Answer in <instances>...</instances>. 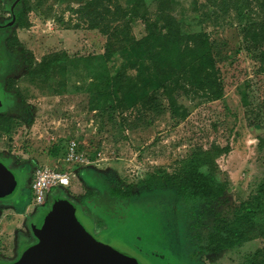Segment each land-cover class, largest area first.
I'll list each match as a JSON object with an SVG mask.
<instances>
[{
	"label": "rangeland",
	"instance_id": "1",
	"mask_svg": "<svg viewBox=\"0 0 264 264\" xmlns=\"http://www.w3.org/2000/svg\"><path fill=\"white\" fill-rule=\"evenodd\" d=\"M87 2L0 0V158L22 178L37 166L73 173L70 188H53L44 206L33 205L25 186L0 201V261H13L9 242L17 258L37 241L35 227L57 201L95 239L142 264H264L262 237L217 252L211 245L221 221L232 220L264 181V0L106 1L137 39L153 25L166 31L161 11L183 34L205 33L223 97L184 100V116L172 112L164 88L147 87L151 95L134 102L115 90L100 97L114 88L109 67L117 61L106 59L107 35L82 18ZM151 38L131 53V73L153 70L162 42ZM192 44L186 38L162 54L179 61ZM72 139L87 167L65 166ZM214 146L224 152L204 171L223 183L221 195L184 202L167 176L193 151ZM128 187L129 195L117 193Z\"/></svg>",
	"mask_w": 264,
	"mask_h": 264
},
{
	"label": "trees",
	"instance_id": "2",
	"mask_svg": "<svg viewBox=\"0 0 264 264\" xmlns=\"http://www.w3.org/2000/svg\"><path fill=\"white\" fill-rule=\"evenodd\" d=\"M106 1L88 0L79 10L90 28H99L107 35L106 59L117 61L116 65L109 67L112 71L110 84L114 88L112 92L109 91V94L100 91V97L111 96L115 90V93L123 92L127 101L134 102V100H139L137 96L140 94L144 95L143 98L151 95L150 91L147 92V87H150L149 89L164 88L172 112L180 116H184L189 110L184 100L195 98L198 95L208 96L211 100L223 97L219 73L205 33H194L191 37L190 34H183L177 20L161 11V19L166 22V31L163 32V29L158 31L153 25L152 29L150 26L149 35L137 39L131 34L130 20H126L125 15H119L118 11L111 10ZM152 34L156 40L162 42L159 46L162 50L156 54L160 59L154 56L153 70L145 71L146 76L139 74L138 71L131 73L133 68L130 69V67H136V62L133 61L129 67L131 53L133 55L139 51V47L143 44L149 46L154 40L151 38ZM186 38L191 39L195 45L186 46V53L180 52L179 61L174 60L171 54L165 56L162 54V51L169 53L171 48L181 45ZM147 48L149 50L144 52L154 50L151 46ZM150 55H153L152 52ZM122 57L128 63L123 61ZM106 105L112 107L113 102ZM223 152L224 148L220 146H214L209 150L193 151L182 160L175 174L167 176L170 184L176 188L184 202L189 203L195 199L212 202L218 199L224 187L223 183L215 174L204 171V168L214 165ZM118 192L129 195L131 188L128 187L125 192L120 190ZM86 193L90 194L89 191ZM69 213L74 214L70 209ZM217 229L216 234L212 236L213 252L233 248L257 237L264 238V181L256 193L235 211L234 218L221 221Z\"/></svg>",
	"mask_w": 264,
	"mask_h": 264
},
{
	"label": "water",
	"instance_id": "3",
	"mask_svg": "<svg viewBox=\"0 0 264 264\" xmlns=\"http://www.w3.org/2000/svg\"><path fill=\"white\" fill-rule=\"evenodd\" d=\"M23 178L0 158V201L17 197ZM61 202L37 225V241L26 246L19 257L0 264H142L110 245L95 239Z\"/></svg>",
	"mask_w": 264,
	"mask_h": 264
},
{
	"label": "built area",
	"instance_id": "4",
	"mask_svg": "<svg viewBox=\"0 0 264 264\" xmlns=\"http://www.w3.org/2000/svg\"><path fill=\"white\" fill-rule=\"evenodd\" d=\"M65 160L69 164H82L86 162V158L79 151L78 144L75 140H70L68 142ZM72 175V171L37 166L33 170L30 182L34 203L37 205H44L50 190L56 187H68Z\"/></svg>",
	"mask_w": 264,
	"mask_h": 264
},
{
	"label": "crops",
	"instance_id": "5",
	"mask_svg": "<svg viewBox=\"0 0 264 264\" xmlns=\"http://www.w3.org/2000/svg\"><path fill=\"white\" fill-rule=\"evenodd\" d=\"M73 140V139H72ZM70 141V140H69ZM68 141V142H69ZM68 142H67V145H68ZM78 144V143H77ZM64 161H65V159H64ZM65 166H67V169L68 168H76V166H79V165H81V167H87L91 162L90 161H86L85 162V164L84 163H82V164H69V163H67L66 161H65ZM46 167H49V166H46ZM51 168V167H50ZM66 169V168H65ZM61 170H64V169H61ZM74 172V171H73ZM75 174H76V170H75ZM76 175H74V177H75ZM31 179H32V176H30V179H28V175H27V173L26 174H24V176H23V183H22V186L21 187H27L29 190H30V182H31ZM26 182H27V185H26ZM71 184H72V178H71V182H70V185L68 186L69 188H70V186H71ZM68 187H61V189H63V191L64 190H66ZM53 190V189H52ZM52 190H50V192L48 193V197H50V194H51V192H52ZM48 197L46 198V200H48ZM57 199H59V198H57ZM64 199V198H63ZM62 199V200H63ZM57 202V201H56ZM33 203H34V201H33ZM47 203V201H45V204ZM44 204V205H45ZM57 204V203H56ZM56 204H54L53 203V205H52V207L54 208V206L56 205ZM33 205H36V206H44V205H37V204H33ZM28 211H33V206H28ZM23 218V217H22ZM21 218V219H22ZM22 222H23V219L21 220ZM24 223V222H23ZM8 228V224H7V222H6V229ZM21 232L24 234V236L25 237H27V234H26V230H25V228H21ZM13 243H14V241H12ZM13 243H10L9 242V244H8V246H9V249H8V254L10 255L9 257L11 258V259H9V260H13L16 256H17V248H15V249H13ZM11 244V245H10Z\"/></svg>",
	"mask_w": 264,
	"mask_h": 264
},
{
	"label": "flooded vegetation",
	"instance_id": "6",
	"mask_svg": "<svg viewBox=\"0 0 264 264\" xmlns=\"http://www.w3.org/2000/svg\"><path fill=\"white\" fill-rule=\"evenodd\" d=\"M4 160H5V159H4ZM32 173H33V171L31 172V176H32ZM19 255H20V254H19ZM17 258H18V257H17ZM17 258H14L13 261L16 260ZM0 260H2V259L0 258Z\"/></svg>",
	"mask_w": 264,
	"mask_h": 264
}]
</instances>
